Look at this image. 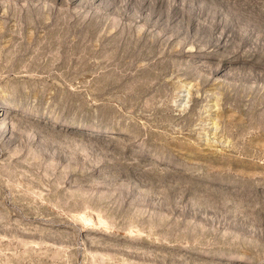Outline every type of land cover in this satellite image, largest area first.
I'll list each match as a JSON object with an SVG mask.
<instances>
[{
  "label": "rangeland",
  "instance_id": "1",
  "mask_svg": "<svg viewBox=\"0 0 264 264\" xmlns=\"http://www.w3.org/2000/svg\"><path fill=\"white\" fill-rule=\"evenodd\" d=\"M0 264H264V0H0Z\"/></svg>",
  "mask_w": 264,
  "mask_h": 264
}]
</instances>
